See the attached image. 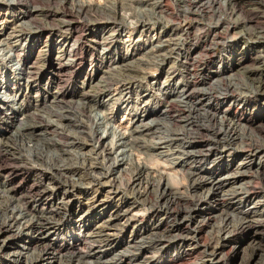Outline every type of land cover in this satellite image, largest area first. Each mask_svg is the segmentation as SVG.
<instances>
[{
  "label": "rangeland",
  "instance_id": "374dc122",
  "mask_svg": "<svg viewBox=\"0 0 264 264\" xmlns=\"http://www.w3.org/2000/svg\"><path fill=\"white\" fill-rule=\"evenodd\" d=\"M154 1H151V3L150 0H141L137 5L134 0H30V10L32 13L29 15L26 13V11H29V8L26 10V8L20 4L13 5L12 3L8 4L6 1H0V117H11L14 121V124L10 127L3 128V126H0V141L2 142L4 140V142H6V140L11 138L17 126L20 125L25 118L39 116L42 118L41 120L45 122L43 123L44 125L47 126L50 124L43 134L45 135V139L51 140L50 142L54 141L52 142L53 144L56 143L55 148L50 147L49 149H45L41 144L42 141H38L40 145L37 142L39 153H41V158H43L41 168L49 165L51 166L53 163L59 165H65L66 163L67 166L65 168H68L67 171L70 169L71 171H82V175L83 173L85 174V172L88 174V172H90V167L91 169L97 168L98 171H100V174L92 173L94 178L92 175L82 176L83 178L66 175V177H62V179H55L56 176H51L47 171H45V173L37 171L41 170L37 167L39 163V161H37V165H34L36 170L28 172L26 177H24L25 175L21 176V180L24 178L26 182L35 179L37 176L38 178L42 177V179L54 178L61 184V190L53 191L49 193V195L47 194V198L52 195V198L58 201L60 200L59 198L65 194L68 196V200L70 199L71 208H69L67 213V227L61 228L58 232L44 230L40 233V237H44V239L58 246L69 244L72 247L75 239L83 238L86 228H90L98 222L108 220L118 208L123 210L130 209V214L127 216L128 218L125 219L129 226L120 233L111 232V234L115 233V235H112V237L109 236L110 240L108 242H101V244L98 242L94 243L91 248L93 252L90 251L91 253L89 252V255H86L83 259L73 257L69 262H66L65 258L68 254L51 255V253H49L38 259V261L40 260L39 264H120L118 259L121 256L125 259H129L131 262L129 264H137L138 260L136 258L139 257L140 253L132 249L130 250L128 246L132 243H139L141 238L146 236L147 233L144 232L143 229H140V227H150L154 223V219H151L154 212L148 208L147 203L136 198V193H138V191L140 192V190L142 192L144 188H141L143 184L140 185L141 187H137V183H132V180H134L132 176L136 174L134 171V163L135 165H144L150 170L151 176L148 174V179L150 177H153V179L156 178L154 180L156 183L155 185L153 184L150 190L153 200H159L158 197L161 193L160 186L168 183L171 190L173 189V195L175 193L174 196H176L177 193H183L188 201H195L198 200V198H203L208 201L207 213H210L211 218L207 220L208 216L206 212H200L191 222L192 229H195L200 222L206 223L200 237V247L210 243L214 233L218 227L221 226L220 222L225 216V212L233 216L230 218L229 232L239 226V221L241 220L238 219V217H241L238 214L239 211H258L253 214V217L262 221L264 224V199L262 198V194L264 193V173H258V158L255 160V164L252 163L253 165L250 168L248 165L246 166L248 168L244 167L241 170H237L238 167L242 168L244 164L248 163V160L246 161L244 160L245 158H243L247 148L245 147L243 151L237 150V136L232 139H225L222 143L223 145L221 144L219 149L221 158L214 160L215 162L213 158L206 162L203 160L201 166H205L203 169L207 171L215 170L216 172L219 167L220 170L227 167L229 174L234 172L237 173V171L238 174L244 172V181L242 182H249L261 195L259 194V197H255L248 202L244 199H240L239 197L241 196L238 198L231 197L230 199L229 196L231 192L233 193V191L238 190V188L242 186L238 182L233 184L232 181H230L223 186V189L218 194L221 200L220 203H222L221 207L212 202L209 203L212 194L209 190L210 188H208L209 186H204V189L201 188L196 191H191V180L188 177L187 170H185L186 167L182 168L184 164L182 161L185 158L184 154L190 151L188 148L189 145L202 142L205 140L206 131H213L216 127H214L213 123L206 122V120L196 117L195 114L191 113H184L182 116V123L177 125L171 124L169 119L163 115L166 111L165 95L169 94V92L172 94L174 91L178 92L180 89L185 88V82L188 80L187 78H189L186 77L184 79L185 73L193 68L189 65L190 63L187 65L184 64L183 60L178 55V48L183 45L182 43L189 41L186 48H192L195 43L194 41L187 40L189 38H186L184 33L188 28L192 26L196 27L198 23L205 24L209 15L212 14H207L206 12H212L215 5H207L204 8V16L202 14L200 16H194L192 15V10L189 9L190 7L188 5L184 7L179 3V0H158L161 1L159 3L160 7L154 5ZM142 2L143 4H141ZM81 4L86 5V8H81ZM123 5L129 8H125ZM182 8L186 9V13H183ZM148 9L149 11H146ZM210 20L214 22L215 18L211 17ZM70 23L74 24V30H71V32H74V37L76 36L75 38L79 41L78 44H81L82 50L83 44L86 42L84 37L88 34L91 23H97L99 25V34L111 30V32L115 34L112 37L113 39L108 40L107 44L103 47L97 46L96 49L98 53L97 57L107 52L106 49L108 47H110L109 49L111 50V56L109 58H111L112 63H110V68L108 69H111V71H108L107 68L103 66L104 70L102 71L108 72L104 77H110L111 81L109 79V83L114 85V89L119 80L121 83L123 82L121 81L122 79L126 80L128 78V82L130 81L131 83L128 95L122 98L120 102H108L106 99L104 100V104H112L113 102V114L109 117L110 120H107V129L105 125L102 124L106 107H98L99 109L95 110L96 113H92V117L96 119L95 123L99 124L97 134L93 137L95 139L101 137L104 147H109L110 144L116 143V148L114 147V149L109 151L106 150V148H99L95 145L94 141L91 142L93 139L86 136L91 130L89 126H87V129H83V122L86 123V121H83L84 118L80 109L81 105L79 104L81 103L79 101L80 98L78 96L71 97L70 94L72 92H80L81 90V83L84 81L83 79L86 76L87 70L89 71L90 69V53L85 54L83 57V51H79V54H82V60L71 65L67 73H62L63 75L60 76L57 87L49 84L48 76L54 66L53 56H55V53L66 43V40L60 37L56 29H61V27L66 29L65 26ZM44 28H51L55 31L51 33L50 30ZM66 35L67 33H65L64 36ZM245 38V36L237 37L236 40H234L236 44L234 49H227V47H222L219 43L213 45V52L216 55L224 56L225 61L223 64L216 62L214 65L209 66L206 70L207 72H205V74L207 73L209 75V79H207L201 87L208 89L218 84L224 86L229 81L240 80L245 76V67L252 64L246 61L242 64V57L248 52V46L254 47L250 45ZM168 39L171 40L170 48H174V50L171 51L172 55L169 59L165 60V56L161 50L162 46L165 45L164 41ZM49 44L51 50L46 48ZM186 48H184V51ZM254 49L258 51L256 48ZM233 51L235 54H226ZM230 58H232L233 61H229ZM16 60H18V62ZM84 63L85 65L83 68L85 69L80 73L81 66ZM234 63L236 64L235 67L232 66ZM237 63L240 66H238ZM21 67L24 71L26 70L25 72L32 71L33 77L35 76V72H39L37 73L38 76L36 75L35 77L38 81L35 83L38 85L37 88L32 87L34 83L26 82V78H24L21 73ZM250 68L257 69L256 71L258 73L264 72V68L261 64H257L255 67L252 66ZM78 74L79 76H77ZM99 76H102V74L99 73L97 77L99 78ZM220 77L222 80L218 81ZM49 86L51 94L46 95L44 92L40 91L42 88L46 89ZM85 89L87 90L88 86H86ZM55 93H57L56 97H58V102L54 99L56 98ZM113 93L115 94V92ZM37 96L39 97V101L43 100V105L46 102V106L38 104L36 107V102L34 101ZM117 97L118 96H114L116 99ZM236 98L241 99V96L229 98L224 101L223 107L225 108L227 106L226 108L230 110L228 117L237 113L238 105L235 103ZM252 101L253 103L248 108L249 114L255 115L256 118H254L252 125L245 124L242 120L241 125L246 126L244 127L245 131L238 128L236 134L248 138L250 141L246 142L247 145L257 141L259 146L263 148L264 98L253 97ZM1 102L5 105H2ZM18 105H21L20 108L23 110V114L18 113V109H16L19 107ZM151 111L152 114H149ZM56 112H61L60 118ZM15 116L16 118H14ZM140 122H142L145 128H139V130H147L146 133H144L145 136L142 137V149L139 148L130 152L128 143L125 142L126 140L124 138L117 139L113 136L112 139L111 136H106V131L112 128L117 133L123 134L124 137L127 138L129 130H134V128L140 126ZM76 124L77 126L79 125L78 128ZM86 124L88 125V123ZM254 137L256 139H254ZM170 139L174 141H172L167 148H153L159 143L162 144L163 142L170 141ZM59 142L61 144H59ZM18 144H20V142ZM20 147L21 149L24 148L22 153L26 155L25 157H27V159H33L31 158L33 152H30L33 148L29 150V147L26 148V146L22 144ZM34 148H36V146H34ZM59 148L61 150L64 149L65 152L62 151L61 154V150H58ZM103 149L106 150V152H104ZM233 150H235V152H233ZM128 154H132V156H130L131 161L127 160ZM234 154H238L239 156L234 157ZM109 157L113 158L110 159ZM125 157L127 159H125ZM115 158H118L116 162ZM120 159L125 160L119 162L118 160ZM29 161L26 164L30 166L31 164ZM130 162L132 165L129 166V164H131ZM4 163L2 162L3 166L5 165L6 168L10 167L7 162ZM120 164L123 165L119 167L118 165ZM20 173L26 172L23 171ZM226 174L227 173L223 172L220 173V176L222 177ZM160 179L161 184L159 185L157 180ZM118 181H120V184H118ZM204 182L207 184L206 180ZM65 183L66 185H64ZM71 185H74V189L76 190L72 191V189L69 188ZM186 199L177 203V206L184 207L183 203ZM2 200L0 199V205L5 201L4 199ZM159 218L160 217H157V219ZM3 219L4 217L1 215L0 220ZM125 220H122V223H124ZM231 227L233 228L231 229ZM13 228L16 229L15 225ZM259 231H264V227L260 228ZM246 232V230L238 232L237 240L235 241V243H239L237 244V247H239L237 253L233 255L232 251H230L228 256L226 255L229 264H257L255 262L258 261V257H255V259L251 261L249 260L252 250L250 237L254 235L253 230L248 232V234ZM220 236H222V234H220ZM34 246L32 237L20 236L12 240L9 246L4 247L2 253L0 252V264H28L30 259L36 255ZM86 248L90 250L89 246H86ZM226 251L222 252L221 255L226 253ZM63 255L65 257H63ZM165 257L166 259H175V249H170ZM13 260L15 263L11 262ZM194 260L197 264H216V262L211 263L208 260H202L199 256H196Z\"/></svg>",
  "mask_w": 264,
  "mask_h": 264
},
{
  "label": "bare ground",
  "instance_id": "6f19581e",
  "mask_svg": "<svg viewBox=\"0 0 264 264\" xmlns=\"http://www.w3.org/2000/svg\"><path fill=\"white\" fill-rule=\"evenodd\" d=\"M0 1H6L8 4L12 3L13 5L20 4L23 7H25L26 10L29 8V11H26L28 15L32 13L30 10V6H31L30 0H0ZM134 1L136 4L138 2H141V0H134ZM151 1L154 0H150V2ZM160 2L161 1L155 0L154 5L158 7ZM179 3H181V5H183L184 7H187L186 5H188L190 7L189 9L192 10V15L194 16H200L201 14L203 15L205 13L204 8L207 5L214 4L215 8L213 9L212 12L211 11L206 12L207 14L210 13L212 14L209 15V17L207 18V22H205V24H199L197 22L198 24H196V27L192 26L188 28L186 31L184 30L185 37L189 38L187 40H190L192 42L194 41L195 43L193 44L192 48H186L189 41L187 42L185 41V43H182L183 45H181L178 48L179 49L178 55L183 60L184 64L187 65L190 63L189 65L193 67L192 68L193 70L191 69L188 70L187 72L185 71L186 72L185 77L183 76L184 79L186 77H189L187 78L188 80L185 82L186 83V86H184L185 88L180 89L178 92L174 91V93L172 94L171 92H169V94L165 95L166 111L164 112L163 115L167 119H169L171 124L177 125L182 123L183 121L182 116L184 115V113L186 114L191 113V114H195L196 117H200L206 120V122L208 121L209 123H213L214 127H216V129H214L213 131L205 130L206 131V135L204 134L205 140H203L202 142L192 143L193 145L190 144L188 147L190 151L184 154L185 158L182 161V163H184L182 165V168L186 167L185 170H187L188 177L191 180L190 190L196 191L198 189L203 188L204 186H209L208 188H210L209 190L212 192L209 199V203L212 202L218 205L219 207H221L222 203H220L221 200L219 199L220 196H218V194L223 189V186L226 183H229L230 181H232L233 184L238 182L242 186H240L238 190L233 191V193L231 192L229 197L231 199V197L238 198L239 196H241L239 197L240 199H244L246 202H248L255 197H259L260 193H258L259 191L257 192L256 188L253 185H251L249 182H245V183L242 182L244 181L243 178L244 172H240V174H238L237 171V173L234 172L232 174H229L227 167L223 168L222 170H220L219 167L216 172L215 170L207 171L203 169V167L205 166H201V163L203 160H205L206 162L208 160H211V158H213V161L216 159H220L221 152H219V149L223 141L227 138L232 139L235 136H237V142H238L237 150L243 151L245 147L248 149L245 150V155L243 157L245 158L244 160L246 161L248 160V163L244 165L241 164L243 165L242 168L238 167L237 170H241L244 167L248 168L246 167L248 165L250 168L253 165L252 163L255 164V160H257L258 158L259 161L257 166L258 173L260 174L264 173V147L262 148L261 146H259L257 141L254 142L253 144L247 145L246 142H249L250 140L246 137L236 134V130L238 128L245 131L244 127L246 126L241 125L242 120L243 122H245V124L252 125L254 118H256L255 115L249 114L248 108L253 103L252 98L253 97L264 98V72L259 71L260 73H258L256 71L257 69L255 70L250 68L252 66L255 67V65L257 64H261L264 68V0H179ZM141 4H143V2ZM80 6L81 8L82 7L86 8V5L84 4H81ZM123 7L125 6L123 5ZM125 8H129V7H125ZM182 9H183V13H186V9L185 8ZM146 11H149V9ZM211 17L215 18L214 22L210 20ZM90 26L91 28H89L88 34L84 37L86 39L85 40L86 42L84 41L85 43L83 44V50L81 44L80 43L78 44L79 41H77V39L75 38L76 36L74 37V32L73 33L71 32V30H74L73 23L67 24V26H65L66 29L64 27H61L63 31L60 28L56 29V32L60 34V37H63L66 40V43L63 44V46L55 53L56 55L53 56L54 66L52 67V70L48 76V80L51 86L55 85L57 87L60 81V76L63 75L62 73L63 72L67 73V71L71 68V65H74L76 62L78 61L80 62L82 60V54L81 53L79 54V51L80 52L83 51V57L85 54L90 53L91 55L90 67H89L90 69L89 71L87 70L86 76L83 79L84 81L83 83H81L82 87L80 92H74V93L69 92V93L71 94V97L78 96L80 98L79 101L81 103L79 104L81 105L80 109L82 116L84 118L83 121H86V123H88L87 125L86 123L83 122V129H87V126H89L91 130L89 134H86V136L93 139L91 140V142L94 141L95 145H97L99 148H106V150L109 151L111 149H114V147L116 148L115 145L116 143L110 144L109 147L107 146L104 147L101 137L97 139L93 137L95 134H97V129L99 128L98 126L99 124L95 123L96 119L95 117L94 118L92 117V113H96L95 110H98L100 107H106L105 117L103 118L104 121L102 124L105 125V128L107 129L108 127L107 120H110L109 117L113 114L112 113L113 102H120L122 98L128 95L129 89L131 88L129 87L131 83L130 81L128 82L127 80L128 78L126 80L122 79L121 81L123 82L121 83L119 80L118 81L119 84L116 83L117 85L116 88L114 89L113 88L114 85L112 83H109L110 77L109 78L104 77V75L105 74L107 75L108 72L102 71L104 70L103 66H105L108 70L110 68L109 67L110 63H112L111 58H109L111 56V50L109 49L110 47H108L106 49L107 52L104 53L102 52L103 54H100L101 57L100 56L97 57L98 53L96 52V49L97 46L103 47L104 45H106L107 41L113 39L112 37L115 34H113L111 30L99 34L98 33L99 25L97 23H91ZM46 30H50L51 33L55 31L51 28ZM65 33H67L66 36H64ZM239 36L240 37L245 36L246 37L245 39L248 40L250 45L254 46V47L248 46V52H246L242 57L243 59L242 64L245 61L247 63L249 62L252 64L245 67L244 69L246 71L245 76H243L240 80L229 81L224 86H220L218 84L217 86L208 89L201 87V85H204L207 79H209V75L207 73L205 74L209 66L214 65V63L216 62H218L219 64H223L225 61L224 56L216 55L213 52V45L219 43L222 45V47L225 46V48L227 47V49H234L236 45L234 40H236V38ZM164 42L165 45L162 46L161 52L165 56V60H167L172 55L171 51L174 50V48L173 49L170 48L171 46L170 39L165 40ZM49 46L50 44L47 45L46 48L51 50ZM184 48H186L185 51ZM254 48H256L258 51H255ZM231 53L235 54L234 51L226 54L231 55ZM194 54L196 55L193 56ZM231 60L232 58L229 59V61ZM16 61L18 62V60ZM84 65L85 63L81 66L80 73L82 70L85 69L83 68ZM235 65L236 64L234 63L232 66L235 67ZM25 71L24 69H22L21 73L23 77L26 78V82L34 83L32 87L37 88L38 85L35 83H37L38 81L37 78L35 79V77L39 72L36 73L34 71L35 76L33 77V73H31L32 71L31 72L29 71L25 72ZM108 71H111V69ZM99 73L102 74V76H99L98 78L97 76ZM77 76H79V74ZM219 80H222L221 77L218 79V81ZM86 86H88L87 90L85 89ZM40 91L44 92V94L46 95L51 94L50 86L46 89L42 88ZM113 92H115V94ZM55 94L56 97L57 93ZM114 96H118L117 99L114 98ZM237 96H241V99L236 98L235 100V103H237L238 105V110L236 111L237 113L231 117H228L230 110L229 108H226L227 106L225 108L223 107L224 101L226 99L234 98ZM38 98L39 97L37 96L34 101L36 102L35 104L36 107L38 104L43 105L42 103L43 100L39 101ZM54 99L55 101L58 102V97ZM105 99L108 102L113 101L112 104H104ZM1 103L2 105L4 104L3 102ZM52 103L55 102L53 101ZM20 106L18 108H16L17 107L16 106L15 108L18 109L19 114H23V110H21ZM60 113L56 112L58 117L59 116L61 117ZM149 114H152V111L151 113L149 112ZM14 118H16V116ZM41 119L42 118H40L39 116L37 117L30 116L28 118H25L20 123V125L17 126L11 138L6 140V142H4V140L2 142L0 141V199L5 200L4 203L2 202L3 204L1 203L0 205L1 208L0 216L3 215L4 217L3 220H0V252L2 253V249L4 247L9 246L12 240L20 236H27V237H32V240L35 245L34 249L36 252L35 257L31 258L28 264H39L40 260L38 261V259L44 255H48L49 253H51V255L68 254V256H66L65 258L66 262L67 261L69 262V260L73 257H78L79 259L81 258L83 259V257L89 255V252L92 251L91 248L94 243L98 242L99 244H101V242L102 243L108 242L110 240L109 236L112 237V235H115V233L111 234V232L114 231L120 233L122 232L123 229L129 226L127 225L125 219L128 218L127 216L130 214L129 212L130 209L123 210L121 208H118L115 212H113L111 218H109L108 220L103 222L102 221L98 222L94 224L92 227L86 228L84 230L85 233L83 235V238L75 239L72 247L69 244L58 246L55 243H52L47 239H44V237H40L41 236L40 233L44 230L49 232H58L61 228L65 226L67 227L68 225L66 221L68 219L67 213L69 211V208H71L70 205L71 203H70V199L68 200V196L63 194L62 197L59 198L61 201L60 200L57 201V199L52 198V195H50V197L47 198L49 193L53 191L61 190V184L55 179L57 178L62 179V177L64 178L66 177V175L78 176L83 178L84 176L92 175V173L100 174L99 173L100 171H98L97 168L91 169V167L89 169L90 172H88V174H86L87 172H85V174L83 173V175L81 173L82 171L81 172L71 171V169L67 171L68 168L67 169L65 168L67 166L66 163L65 165L60 164L61 166L59 164L53 163L54 165L53 164L51 166L45 165L46 167L41 168V162L43 158H41L40 155L41 153H39L37 142L42 141L41 144L44 146L45 149H49L50 147L55 148V144H56V143L55 144L52 143L54 141L50 142L51 140L49 141L47 140V138L45 139V135L43 134L45 130H47L48 125L50 126V124H48L47 126L44 125L43 123L45 122L42 121ZM13 122L14 121L11 117L10 118L0 117V126H3V128L10 127L12 124H14ZM139 124L141 125L134 128V130L133 129L129 130L127 137L128 139L124 137L123 134L117 133L112 128L106 131L107 133L106 136H111L112 139L113 136L116 137L117 139L124 138L126 140L125 142L128 143L130 152H132L135 149H139V148L142 149V145H141L143 143L142 137L145 136L144 133H146L147 130L146 129L139 130V128L140 129L145 128V126L142 125V122H140ZM78 127L79 125L77 126V128ZM254 139L256 138L254 137ZM172 141L174 140L170 139V141L168 142H163L162 144L159 143L157 146L153 148L154 149L160 147L167 148ZM19 142L20 144H18ZM21 144L26 146V148L29 147V150L33 148L30 151L33 152L31 157L33 159H27V157H25L26 155H23L22 152L24 151L23 150L24 148L21 149L22 147V146L20 147ZM59 144L61 143L59 142ZM34 146H36V148H34ZM58 150L61 149L59 148ZM106 150H104V152H106ZM235 150H233V152H235ZM62 151H64V149L61 150V154ZM127 156L126 157L128 159L126 157L125 159L131 161L130 156H132V154L130 155L128 154ZM236 156L239 155L234 154V157ZM109 158L111 159L113 157H109ZM116 159L118 158H115V162L117 161ZM125 159H120L118 161L123 162V160ZM28 161L31 164L30 166L29 164H26ZM37 161H39L37 167L41 169L37 171H40L41 173H45V171H47L51 176H56V178L42 179V177L38 178L37 176L35 177V179L28 180L27 182L24 180V178L21 180L22 175H25L24 177H26V174L28 172L32 170H36L35 169L36 167L34 165H37L36 163ZM2 162L3 163L7 162L8 165H10V167L6 168L5 165L4 166L2 165ZM121 165L123 164H120L118 166L120 167ZM130 165H132V163L129 164V166ZM134 169L136 174L132 176V178L134 179L132 180V183H137V187L143 184V186L140 187L142 189L144 188L142 192L140 190V192L138 191V193H136L137 194L136 198L147 203L148 208L150 210H153L154 212V215L151 218L154 219V223L150 227H146V226H143V228L140 227V229H143L144 232L147 233L146 236L142 237L139 243H132L131 245L128 246L130 250L132 249L140 253L139 257L136 258L138 260L137 264H197L194 260V258L196 259V256L201 257L202 260H208L211 263L216 262V264H229L226 257L228 256V253H230V251H232L233 255L237 253L238 251L237 249L239 248L237 247L238 246L237 244L239 243H235V241L237 240L238 232L242 230L243 231L246 230L247 234L251 230H253L254 233V235L250 237L252 250H251V255L249 256V260L251 261L255 259V257H258V261H256L255 263L264 264V231L262 232L259 231L260 228L264 227V224L262 221L253 217V214L257 213L258 211H251V212L247 210L239 211L238 214L239 216H241L240 218L238 217V219H241L239 221V226L238 227L235 226L236 228L234 229H232L233 227H231L232 231L230 232H229L230 218H232L233 216L231 214H228V212L227 213L225 212V216L222 218L221 222L219 221L221 223L220 224L221 226H219L216 232L214 233L210 243L200 247L199 241L201 234L203 232V228L206 225V223L200 222L195 229H192L191 222L193 221L194 218H196V216L200 212H206V215L208 216L207 220L211 218L210 213H207L208 201H206L203 198H198V200L195 201H188V199H186V196L183 193L182 194L177 193L176 196H174L175 193L173 195L172 193L173 189L171 190L168 183L160 186L161 193L159 194L158 197L159 200L155 201L151 198L152 194L150 190L153 187V184L155 185L156 181L154 182V180L156 178L153 179V177H150L148 179V174L150 175L151 172L144 165L141 164L135 165L134 163ZM85 170L88 169L86 168ZM23 171L26 173H20ZM223 172L227 174L221 177L220 173ZM205 180L207 181V184L204 182ZM160 181L161 179L157 180V183L159 182L158 183L159 185L161 184ZM118 184H120V181H118ZM64 185H66V183ZM132 185H136V184H132ZM74 187H75L74 185H71L69 188L72 189V191H74L76 190L74 189ZM263 194H262V198L264 199ZM183 199H186L185 202L183 203L184 207L177 206V203H179ZM157 217L160 218L157 219ZM122 220H125V222L122 223ZM14 225L16 229L13 228ZM220 234H222V236H220ZM86 246H89L90 250H88ZM172 248L175 249L176 251V258L173 260L171 258L166 259L165 256ZM224 251H226V253L221 255V253ZM64 255L63 257H65ZM187 260L188 261L191 260V261L188 262ZM11 262L15 263L14 260ZM118 262L120 264L131 263L129 259H125L123 256L119 257Z\"/></svg>",
  "mask_w": 264,
  "mask_h": 264
}]
</instances>
